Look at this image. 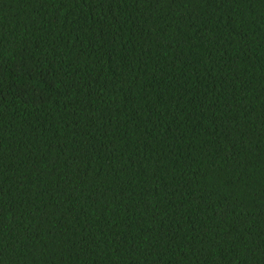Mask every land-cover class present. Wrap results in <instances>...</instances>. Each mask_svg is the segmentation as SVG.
I'll return each instance as SVG.
<instances>
[{
  "label": "trees",
  "instance_id": "trees-1",
  "mask_svg": "<svg viewBox=\"0 0 264 264\" xmlns=\"http://www.w3.org/2000/svg\"><path fill=\"white\" fill-rule=\"evenodd\" d=\"M0 264H264V0H0Z\"/></svg>",
  "mask_w": 264,
  "mask_h": 264
}]
</instances>
